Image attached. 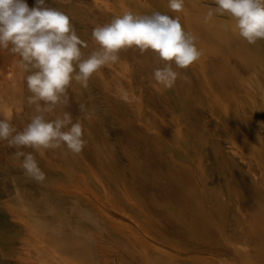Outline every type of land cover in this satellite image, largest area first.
I'll use <instances>...</instances> for the list:
<instances>
[{
    "label": "bare ground",
    "instance_id": "1",
    "mask_svg": "<svg viewBox=\"0 0 264 264\" xmlns=\"http://www.w3.org/2000/svg\"><path fill=\"white\" fill-rule=\"evenodd\" d=\"M92 2L113 18L126 11L179 17L203 55L184 69L173 63L179 76L170 89L153 78L165 62L151 50L127 48L134 61L120 54L93 74L88 86L100 89L109 111L115 105L125 113L114 120L116 141H109L94 110L81 153L64 146L42 154L24 148L45 173L43 182L32 179L36 195L20 187L23 158H14L4 142L0 153L11 166L14 194L3 207L20 238L19 262L264 264V40L240 38L227 15L202 18L199 0H187L181 11L171 10L168 0ZM234 39L240 41L237 53ZM89 44L82 58L99 48L93 39ZM230 52L245 75L230 68ZM13 65V80L0 79V118L10 115L23 130L36 113L24 111L28 93L16 78L19 64ZM73 85L79 94L85 89ZM147 89L160 94L161 109L150 106ZM202 114L226 123L231 136L209 133ZM214 172L223 182L214 181Z\"/></svg>",
    "mask_w": 264,
    "mask_h": 264
},
{
    "label": "clouds",
    "instance_id": "2",
    "mask_svg": "<svg viewBox=\"0 0 264 264\" xmlns=\"http://www.w3.org/2000/svg\"><path fill=\"white\" fill-rule=\"evenodd\" d=\"M183 4L184 0H168L173 11H181ZM214 4L206 20L214 14L227 15L235 21L240 38L249 44L264 40V0H214ZM92 38L99 48L82 58L83 42L66 13L45 6V0H36L31 8L27 0H0V49L19 56L18 64L24 70L29 66L36 69L26 76L31 93L28 104L35 105L36 114L20 131L11 123V116L5 114L0 118V141L16 149L12 155L23 158L20 168L38 183L45 180V173L33 152H24L22 148L42 154V150L64 146L70 153L79 154L86 144L79 118L73 122L67 111L54 119L45 116L53 113L57 105H68L67 89L73 80L86 88L93 74L118 62L121 50L135 47L141 54L151 50L165 62L153 70V78L170 89L179 76L173 63L184 69L203 55L196 46V37L184 31L179 17L160 12L138 15L126 11L110 23L94 27ZM80 111L85 119L90 118L83 104Z\"/></svg>",
    "mask_w": 264,
    "mask_h": 264
},
{
    "label": "rangeland",
    "instance_id": "3",
    "mask_svg": "<svg viewBox=\"0 0 264 264\" xmlns=\"http://www.w3.org/2000/svg\"><path fill=\"white\" fill-rule=\"evenodd\" d=\"M199 1H200V4H202L201 6L203 8H201L202 10L200 12H199V10H197V12L200 13V16L202 18H205L206 15L208 14L207 12L210 10L209 8L215 7L214 0H199ZM184 2L186 3L187 0H184ZM27 3L29 5V7L31 8L35 5L36 0H27ZM45 6L50 7V8H54V9H58L64 13H66L69 16L71 25L75 28L78 37L83 42V45L81 46V52L82 53L89 49V46H90L89 43L93 39L92 38L93 28L98 26V25L110 23L111 19H113L112 16H109L108 14L106 15V13L104 11H102V10L100 11V9L95 7L92 0H45ZM71 8H72V10H71ZM202 11H204V12H202ZM109 14H111V13H109ZM235 40H236V42L233 43ZM233 42H232L233 43L232 46L234 47V45H235V49L233 48L234 49L233 51L235 53L237 51V48L239 49L240 41L237 39H234ZM234 53L230 52V55H229L232 58V59L230 58L231 59L230 62L232 61L229 64L230 68L237 70L239 73H242L243 75H245L244 74L245 69L243 68V66L241 65L240 62H237V61H239V59H237L238 56H236ZM126 54H127V56H126ZM119 55L123 56L125 58L127 57V59L132 60V61H134V59H135V56L131 55V53L127 49L121 50ZM138 56H137V58L139 59ZM19 60H20L19 56L10 53L6 49H0V79L5 84H8L10 81L13 80L12 79L13 78L12 72L14 71V65L13 64L18 63ZM136 63H138V62H135L134 66L137 70L139 63H140V59H139V63L137 65H136ZM235 65L237 68H235ZM17 70H18V72H19V70L21 71V72H19L20 74L18 73L19 77L18 76L16 77L17 81L19 82V85H21L23 87L24 94L26 95L28 93L26 95V97L28 99V97L31 95V93L29 92V90L27 88L26 76L31 74L32 72L36 71V69L31 68V66H29L28 70H24L23 68H21L18 65ZM8 74L10 75V78L8 80L4 81L3 77L5 75H8ZM147 80H149L148 77L145 78V81H147ZM74 81L75 80H73L71 82L70 86L67 89V96H68V101H69L68 105L67 106H65L63 104L57 105L54 112H53L54 115H50L52 113H47L48 114L47 117H49L50 119H54L55 117H53V116H56L57 114L62 116L63 112H65V111L70 112L72 117H73V122H75L76 119L79 118V120L81 121V123L83 125V130H84V128L91 125V122H90L91 117L89 119H85V114L80 111V105L83 104L86 107V109L89 110L88 112L90 114H93L95 116V111H96L95 117L99 118L100 120H102L105 123L104 129H105L106 134L109 138V141L112 143H115L116 138H117L116 136H117L119 129H118L117 124H116L117 127L115 126L116 121H114V120H120L119 119L120 117H122L121 119H123L125 117V113L120 111V109L118 110L119 107H116L114 105L115 106V107L113 106L114 110L111 109V111L113 110V114L111 113L112 114V116H111V114H109L111 112V111H109L110 107H108L109 105L105 102L100 89L96 85L89 84V86L87 88H85L81 92V94H79L77 92V90L75 91V89H74L75 85H73V84H76V82H74ZM146 93L148 94V102H149L150 106L152 108L157 107V109H161L164 102H162L160 94H157V92H154L151 89H147ZM149 97H150V99H149ZM27 102H28V100H27ZM40 103H41V106L43 107L44 106L43 102L41 101ZM91 108H93V110ZM24 111L26 112V114H29L30 111L35 112V105H32V106L27 105L25 107ZM90 111H92V112H90ZM242 112L246 113L245 110ZM22 116L24 118L23 121L24 120L29 121V118L25 114H22ZM129 116H130V118L133 119V115L129 114ZM201 118H202V122H204L206 124L207 131L209 133H211L212 135L221 134L223 136H225V135L228 136V133H229V135L231 136L230 130L228 129V125L226 123L224 124L221 121H216V120L214 121L212 119V117L210 116V114L209 115L202 114ZM246 118H244V119H246ZM11 123L16 126L17 130L22 125L21 124L22 122L17 120V119L12 120ZM208 128H210V130ZM217 128L219 131L218 133L216 132ZM20 130H22V129L19 128L18 131H20ZM216 137L214 136L215 140H217ZM233 140L234 139H230V141H232V142H233ZM4 142L5 141H0V149H2V151H4L3 150ZM219 144L221 146L220 141H219ZM23 149L24 148H22L21 150L23 151ZM8 150H10L11 152L13 151V153L16 151V149H12V148H9ZM1 153H0V158H2V160L0 159V264H21L19 262V256L21 253L19 250L21 248L20 238L18 237V233L16 232L17 229L14 228L13 223L10 221V219L8 217L9 215L7 214V212L5 211V209L3 207V202L7 201L14 194V190H13L14 184H12L10 178L8 177L9 173H12V169H11V166L10 167L6 166L7 165L6 161H5V159H3L4 155ZM241 163L243 165L246 164L244 162H241ZM20 174H21L20 175L21 176L20 182H22L20 187L24 188V186H25L28 188L27 190H30L31 192H33L34 195L38 194L36 183H34V181L32 179L30 180L29 177H24V174L22 172ZM213 176H214L213 178H214L215 182L221 183L220 181L223 182V180H224L222 176H219L218 172H214ZM25 182H27V183H25ZM118 255H119V253H118ZM118 255H117V262L119 260Z\"/></svg>",
    "mask_w": 264,
    "mask_h": 264
}]
</instances>
